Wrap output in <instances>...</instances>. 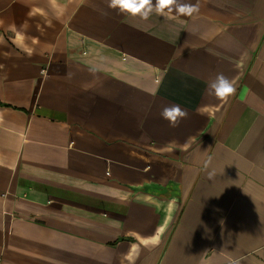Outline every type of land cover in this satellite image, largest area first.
<instances>
[{
	"label": "crops",
	"instance_id": "1",
	"mask_svg": "<svg viewBox=\"0 0 264 264\" xmlns=\"http://www.w3.org/2000/svg\"><path fill=\"white\" fill-rule=\"evenodd\" d=\"M180 4L0 0V264H264V0Z\"/></svg>",
	"mask_w": 264,
	"mask_h": 264
},
{
	"label": "clouds",
	"instance_id": "2",
	"mask_svg": "<svg viewBox=\"0 0 264 264\" xmlns=\"http://www.w3.org/2000/svg\"><path fill=\"white\" fill-rule=\"evenodd\" d=\"M176 0H156L153 6L152 0H109V7L119 9L121 13H127L131 16L139 15L142 19L147 20L150 14L155 12L161 16L165 15V10L169 12L175 10L178 15L191 17L194 13L199 12V5L180 4L175 9ZM212 94L220 100L227 102V99L235 94L236 88L231 80L223 74H218L210 83ZM162 119L169 122L170 126L176 127L179 122L188 116V112L178 104H169L162 108L160 112Z\"/></svg>",
	"mask_w": 264,
	"mask_h": 264
}]
</instances>
